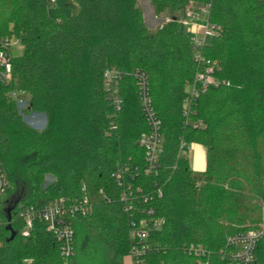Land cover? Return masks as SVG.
Masks as SVG:
<instances>
[{"label":"trees","instance_id":"trees-1","mask_svg":"<svg viewBox=\"0 0 264 264\" xmlns=\"http://www.w3.org/2000/svg\"><path fill=\"white\" fill-rule=\"evenodd\" d=\"M75 1L79 13L52 15L49 0H0V36H15L23 46L13 59V81L0 84V163L9 180L0 200V264H64L60 243L42 220L22 235L20 212L40 198L84 195L87 178L106 197L76 220V254L67 264H77L97 243L109 250L106 264L123 263L137 214L120 201L122 189L112 177L120 166L138 168L133 186L165 218L148 234L144 264H226L219 250L228 236L264 223V0H195L211 4L209 19L220 26L203 50L220 84L195 105L192 118L203 122L197 128L185 125L186 87L198 64L180 23L149 28L138 0ZM151 1L156 14L175 18L190 0ZM108 67L141 68L149 76L164 137L157 173L143 171L138 140L148 125L136 82L123 77L124 102L116 113L104 85ZM13 90L28 94L27 112L46 114L45 128L24 120ZM182 140L205 146L204 171L179 156ZM191 244L207 254H189ZM257 264H264V240Z\"/></svg>","mask_w":264,"mask_h":264},{"label":"built area","instance_id":"built-area-1","mask_svg":"<svg viewBox=\"0 0 264 264\" xmlns=\"http://www.w3.org/2000/svg\"><path fill=\"white\" fill-rule=\"evenodd\" d=\"M55 1V0H51ZM50 2V0H49ZM210 3H203L190 0L183 8L182 15L173 18L168 15L159 19L155 13L157 24L154 28H162L166 23L176 20L183 27H190L194 33L199 35L189 36L194 50V59L198 64V70L193 80L188 84L190 90L184 98L183 109L185 125H193L195 128L202 126L201 120H194L192 114L200 96L210 86H218L219 80L215 77V67L213 62L204 53V48L210 40L220 30V26L209 19ZM204 15L205 25L197 26V21ZM15 39V41H14ZM20 42L15 36H0V84H9L14 79L13 59L16 56L12 52L14 44ZM21 43V42H20ZM130 76L137 85V95L141 110L148 130L143 132L138 140L139 145L145 150L146 166L143 171L146 175L157 173L160 167V156L163 146L162 121L155 109L151 95L150 80L147 72L141 68H134L129 72H122L115 67H108L104 71V85L108 100L112 103L115 112L122 109L123 98L121 95V82L124 76ZM19 93L24 91L13 90L10 95L16 100L18 110L24 120L35 129H43L47 125V116L41 112H27L29 97L19 98ZM28 113V114H26ZM26 117V118H25ZM114 127V124H111ZM111 127V128H112ZM190 146V145H189ZM189 146L182 140L179 149V156H188ZM131 172L128 166H120L113 172L112 177L121 187L120 201L127 212L136 213L137 217L131 220L130 236L132 245L129 255L132 264H144L143 258L150 250L147 237L150 231L160 230L165 223V218L155 215V210L148 207L149 196L143 193L140 186L134 187L132 181L138 175ZM9 180L7 172L0 163V200L7 193ZM86 183L82 186L84 195L80 197H59L50 201H45L44 205H30L24 208L20 215L24 219L23 236H29L37 219L42 220L47 229L53 233L60 243L61 255L65 258L64 264L76 254V230L75 222L79 218L87 217L93 210L94 202L106 195L101 190L94 192L97 199H92L87 193ZM158 196L162 195L161 188H157ZM144 205V206H143ZM264 240V223L259 227L250 230L238 231L228 236L225 246L219 250V255L226 264H257L258 245ZM189 254L203 257L207 254L202 245L191 244L187 246ZM202 264H210L208 261Z\"/></svg>","mask_w":264,"mask_h":264},{"label":"rangeland","instance_id":"rangeland-1","mask_svg":"<svg viewBox=\"0 0 264 264\" xmlns=\"http://www.w3.org/2000/svg\"><path fill=\"white\" fill-rule=\"evenodd\" d=\"M138 5L141 7L142 12H143V16H144V20H145V14L147 19L145 20L146 25L149 28L155 29L154 27L156 26L157 22L151 19V13L155 10V6L153 5V2L151 0H138ZM186 6V5H185ZM184 6V7H185ZM183 7V8H184ZM48 10L49 13L52 15L57 14L58 12H62L65 14H77L80 11V6L78 5V3L75 0H55V1H51L49 2V6H48ZM153 10V11H152ZM182 11H176L177 16H181L182 15ZM145 13V14H144ZM168 14H161L159 15V19H162L164 17H166ZM149 17V18H148ZM201 20L197 21V26L196 27H201L205 25V17L204 15H202L200 17ZM155 25V26H154ZM158 28V27H157ZM183 32L185 34H187L188 36H196L199 35L198 33H194V31L190 28V27H183ZM15 41V39H14ZM12 52L18 56L20 54H22L23 52V46L20 42H17L16 44H14V47L12 48ZM190 90L189 85H187L186 87V91ZM29 96L27 93H19V98H24L27 99ZM28 114V113H26ZM26 118V117H25ZM51 180V177H48V182ZM86 185L88 188L87 193L91 196L92 199H97V195L94 194V191L92 189V184L89 180V178H87L86 180ZM6 194L2 197L5 198ZM45 199L40 198L38 200V204L40 206L44 205ZM98 243H97V249H92L90 251V254H87L85 256H80L77 259V264H106L107 263V259H108V254H109V250L106 247H98ZM120 258H118L119 260ZM123 263L121 264H132V259L130 257V255L126 254L123 257Z\"/></svg>","mask_w":264,"mask_h":264},{"label":"crops","instance_id":"crops-1","mask_svg":"<svg viewBox=\"0 0 264 264\" xmlns=\"http://www.w3.org/2000/svg\"><path fill=\"white\" fill-rule=\"evenodd\" d=\"M155 13H156L155 10L151 13V19L152 20L155 19ZM146 19H147V17L145 14V20ZM154 21H156V20H154ZM188 158L190 160V166L194 171H204L206 169V166H207V150H206L205 146L198 144V143L191 144L189 146Z\"/></svg>","mask_w":264,"mask_h":264}]
</instances>
